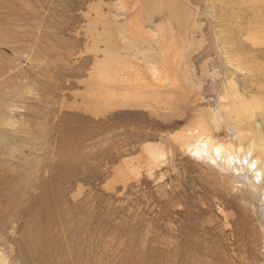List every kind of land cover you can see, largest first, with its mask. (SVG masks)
Wrapping results in <instances>:
<instances>
[{
	"label": "rangeland",
	"instance_id": "1",
	"mask_svg": "<svg viewBox=\"0 0 264 264\" xmlns=\"http://www.w3.org/2000/svg\"><path fill=\"white\" fill-rule=\"evenodd\" d=\"M0 14V264H264V0Z\"/></svg>",
	"mask_w": 264,
	"mask_h": 264
},
{
	"label": "bare ground",
	"instance_id": "2",
	"mask_svg": "<svg viewBox=\"0 0 264 264\" xmlns=\"http://www.w3.org/2000/svg\"><path fill=\"white\" fill-rule=\"evenodd\" d=\"M58 2L59 3H62L63 2V0H58ZM17 3V1H14V2H12V6H15V4ZM9 8L11 7V9H12V12L13 13H15V14H19L18 13V11L17 10H15L12 6H9V5H7ZM31 8V7H30ZM10 9V10H11ZM26 9V11L25 12H28L27 10L29 9V4L27 5H25L24 6V10ZM28 15V14H27ZM57 16V15H56ZM6 18H4V17H2V15L0 14V37H2V36H8V35H12V36H17V33H14L13 31H11V30H14V29H12V24H11V22L9 21V19L10 20H14L15 19V21H16V18H14L13 17V15H12V17H7V16H5ZM18 17V16H17ZM58 17V16H57ZM176 17V16H175ZM17 22V21H16ZM16 25V24H15ZM16 28H17V26H16ZM21 28H19L18 30H20ZM15 30H17V29H15ZM21 36V35H20ZM237 48H238V46H237ZM238 51V50H237ZM241 51V50H240ZM240 65V64H239ZM238 65V66H239ZM214 67V66H213ZM213 69V68H212ZM209 70V69H208ZM213 72V71H212ZM211 72V73H212ZM208 73V72H207ZM216 74L217 75H219V73L217 72V70L216 71H214V73H213V75H214V79H215V82H217L218 81V79L216 78L217 76H216ZM212 75V74H211ZM13 133V132H12ZM15 134V133H14ZM11 135V134H10ZM8 136V135H7ZM12 136V135H11ZM13 138V137H12ZM7 140H10V136H9V139H7ZM7 143V142H6ZM4 144V143H3ZM2 142H0V148H3V147H1L2 145ZM7 145V144H6Z\"/></svg>",
	"mask_w": 264,
	"mask_h": 264
}]
</instances>
